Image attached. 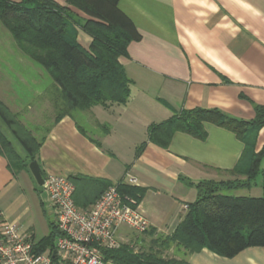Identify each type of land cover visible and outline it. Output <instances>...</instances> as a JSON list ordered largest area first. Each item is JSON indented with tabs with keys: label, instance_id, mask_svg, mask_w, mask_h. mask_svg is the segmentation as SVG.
I'll return each mask as SVG.
<instances>
[{
	"label": "crops",
	"instance_id": "1",
	"mask_svg": "<svg viewBox=\"0 0 264 264\" xmlns=\"http://www.w3.org/2000/svg\"><path fill=\"white\" fill-rule=\"evenodd\" d=\"M55 1L66 5L65 0ZM119 7L142 35L129 45V56L120 59L131 81L127 103L80 113L95 127L93 135L69 117L53 124L37 162L43 178L61 175L115 184L127 174L134 176L135 186L145 190L140 207L150 231L171 236L197 200L194 184L228 176L245 144L211 123L205 124L203 140L183 132L170 140L162 133L151 139L150 129L195 109H216L243 121L255 118V106H264V0H120ZM6 31L0 23V42ZM78 40L85 49L92 43L81 30ZM11 94L0 90L2 98L18 97ZM35 94L55 113L45 91ZM263 148L264 127L256 151ZM35 182L29 167L17 171L0 154V214L39 241L56 218L49 197L44 203L37 195ZM262 184L259 177L255 187L234 196L261 197ZM146 234L124 227L118 240L137 251L148 249ZM171 251L188 264H264L263 247L245 249L233 258L208 249L187 256L177 246Z\"/></svg>",
	"mask_w": 264,
	"mask_h": 264
},
{
	"label": "trees",
	"instance_id": "2",
	"mask_svg": "<svg viewBox=\"0 0 264 264\" xmlns=\"http://www.w3.org/2000/svg\"><path fill=\"white\" fill-rule=\"evenodd\" d=\"M65 1L66 5L61 6L55 0H0V22L24 56L52 80L45 97L54 107L55 123L66 117L76 120L75 114L88 113L96 106L126 104L131 81L120 59L127 58L129 45L142 38L132 19L120 9V0ZM79 30L92 39L88 49L78 40ZM0 117L9 125L14 123L1 103ZM207 123L231 131L245 144L244 155L230 173L242 174L247 179L241 184L214 181L194 184L197 200L189 205L171 236L153 241L150 249L137 251L131 244L103 249L106 263L188 264L184 259L175 261L165 256L173 246L183 249L185 256L208 249L225 258H233L248 248H264V148L256 151V139L264 127V106H255L252 121L234 119L216 109L183 111L152 126L150 138L162 133L170 140L175 133L183 132L203 140L207 136ZM20 142L28 160H22L0 132V154L17 171L37 160L43 140L30 138ZM259 177L263 179L261 197L226 194L252 189ZM69 179L75 186L74 202L82 209L91 207L112 185L84 177ZM118 190L138 204L145 195L144 189L124 184L123 180ZM60 237L56 221H51L49 234L38 241V251H53Z\"/></svg>",
	"mask_w": 264,
	"mask_h": 264
},
{
	"label": "built area",
	"instance_id": "3",
	"mask_svg": "<svg viewBox=\"0 0 264 264\" xmlns=\"http://www.w3.org/2000/svg\"><path fill=\"white\" fill-rule=\"evenodd\" d=\"M123 183L135 186L137 179L127 174ZM118 186L119 182L112 184L91 207L82 209L74 202L75 186L69 177L48 175L42 188L61 233L57 246L39 252L32 234L0 214V264H112L105 262L102 250L120 247V229L139 234L150 230L140 204L121 195Z\"/></svg>",
	"mask_w": 264,
	"mask_h": 264
},
{
	"label": "rangeland",
	"instance_id": "4",
	"mask_svg": "<svg viewBox=\"0 0 264 264\" xmlns=\"http://www.w3.org/2000/svg\"><path fill=\"white\" fill-rule=\"evenodd\" d=\"M10 1L21 2L22 0ZM6 32L5 37L0 42L4 47L2 49V45H0V90H6L12 94L17 92L18 97H8L7 95L2 98L0 95L1 105L5 107L10 114L11 120L14 121V123L9 125L0 117V132L9 140L22 160H28L25 159L27 155L20 144V139L27 141L33 138L41 142L48 128L56 124V114L48 107V104L42 103L44 97L38 98L35 94L36 91L41 93L48 89L52 80L43 70L24 56L18 49L10 33ZM79 114H75V121L84 130L93 135L95 127L90 122L83 121ZM246 179L247 177L242 174L230 173L228 176H224L218 180V183L237 182L241 184ZM35 184L37 183L35 182ZM37 189L40 192L37 195L46 203L48 201L47 193L38 184ZM234 192L229 191L226 194L234 195ZM130 231H132V234L136 233L134 230L130 229ZM144 237V240L147 239V245L150 246L148 249H150L153 246L152 242L157 241L162 236H154L150 231ZM155 249H157L156 246ZM165 256L175 261L180 260L177 252L171 251V249L165 252Z\"/></svg>",
	"mask_w": 264,
	"mask_h": 264
},
{
	"label": "water",
	"instance_id": "5",
	"mask_svg": "<svg viewBox=\"0 0 264 264\" xmlns=\"http://www.w3.org/2000/svg\"><path fill=\"white\" fill-rule=\"evenodd\" d=\"M30 171L33 175V177L35 178L37 184L42 187L44 184V178L42 175V170L41 167L39 165V163L37 162V160L33 161L30 165H29ZM57 246V241L55 242V247ZM55 255V253H54Z\"/></svg>",
	"mask_w": 264,
	"mask_h": 264
}]
</instances>
